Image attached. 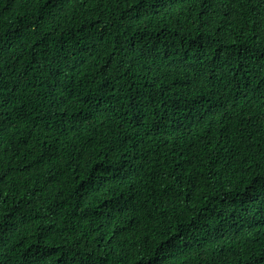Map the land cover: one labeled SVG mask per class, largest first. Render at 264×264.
<instances>
[{
	"label": "trees",
	"instance_id": "16d2710c",
	"mask_svg": "<svg viewBox=\"0 0 264 264\" xmlns=\"http://www.w3.org/2000/svg\"><path fill=\"white\" fill-rule=\"evenodd\" d=\"M0 264H264V0H0Z\"/></svg>",
	"mask_w": 264,
	"mask_h": 264
}]
</instances>
